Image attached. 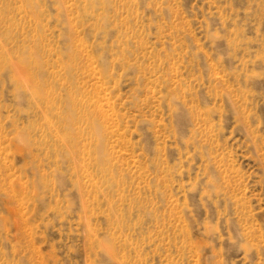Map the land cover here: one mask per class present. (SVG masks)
<instances>
[{
    "label": "rangeland",
    "instance_id": "rangeland-1",
    "mask_svg": "<svg viewBox=\"0 0 264 264\" xmlns=\"http://www.w3.org/2000/svg\"><path fill=\"white\" fill-rule=\"evenodd\" d=\"M0 264H264V0H0Z\"/></svg>",
    "mask_w": 264,
    "mask_h": 264
}]
</instances>
